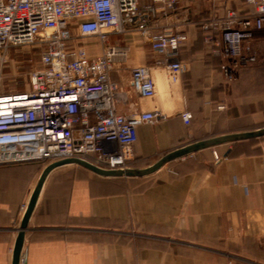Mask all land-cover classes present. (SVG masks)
Returning a JSON list of instances; mask_svg holds the SVG:
<instances>
[{"label":"crops","instance_id":"1","mask_svg":"<svg viewBox=\"0 0 264 264\" xmlns=\"http://www.w3.org/2000/svg\"><path fill=\"white\" fill-rule=\"evenodd\" d=\"M140 3L156 6L146 12L152 33L187 35L180 59L188 69L173 78L137 28L109 35L110 43L130 47L129 59L111 71L128 98L118 111L161 114L138 127L132 167L150 166L199 140L264 127V29L250 40L256 60L229 78L221 34L203 26L222 14L221 2ZM81 44L91 56L104 47L98 37ZM138 65L150 67L155 95L133 89L131 72ZM47 165L0 167V264L13 262L23 217ZM21 257L24 264H264V135L198 150L142 177L103 176L75 163L54 168L29 218Z\"/></svg>","mask_w":264,"mask_h":264},{"label":"built area","instance_id":"2","mask_svg":"<svg viewBox=\"0 0 264 264\" xmlns=\"http://www.w3.org/2000/svg\"><path fill=\"white\" fill-rule=\"evenodd\" d=\"M152 2L177 7L179 0ZM243 2L242 9L228 8L203 24L221 34L222 55L229 59L222 69L229 78L243 63L256 60L250 40L264 29V0ZM155 7L140 0H0V67L2 51L12 45L41 47L40 67L27 89L5 92L0 75V167L67 158L105 169L132 167L138 127L157 122L161 114L118 111L117 104L128 98L111 71L129 59L130 47L110 43L109 35L137 28L150 38L173 78L184 74L188 65L180 59V47L187 35L152 33L146 12ZM89 37L104 42L99 55H89L81 44ZM131 81L140 95L156 94L149 66L133 67ZM191 116L183 113L187 122Z\"/></svg>","mask_w":264,"mask_h":264},{"label":"water","instance_id":"3","mask_svg":"<svg viewBox=\"0 0 264 264\" xmlns=\"http://www.w3.org/2000/svg\"><path fill=\"white\" fill-rule=\"evenodd\" d=\"M264 135V127L257 128V129H252V130H247V131H241V132H235V133H228V134H222V135H217L213 136L207 139L199 140L194 143H190L188 145L179 147L167 154H165L163 157H161L158 161L153 163L150 166L144 167V168H136V167H131L127 168L125 170L122 169H105L98 167L88 161H85L83 159L79 158H67L63 160H58L52 163H49L45 169L43 170L40 179L37 183V186L33 192V195L31 197V200L28 204L27 210L25 212V215L23 217V221L21 224V231L19 232V236L14 248V256H13V262L12 264H20V259L22 255V249H23V244H24V237H25V229L28 226L29 218L32 214V211L34 209V206L36 204L37 198L39 196V193L41 191V188L43 186V183L49 174L51 170L54 168H57L59 166L65 165V164H70V163H75L78 165H81L99 175L103 176H127V177H142V176H147L150 175L157 170H159L161 167H163L165 164L168 162L181 158L185 155H188L190 153L196 152L198 150L207 148V147H212L215 145L223 144V143H230V142H237L241 140H246L254 137H260ZM230 151H227L225 153V156Z\"/></svg>","mask_w":264,"mask_h":264},{"label":"rangeland","instance_id":"4","mask_svg":"<svg viewBox=\"0 0 264 264\" xmlns=\"http://www.w3.org/2000/svg\"><path fill=\"white\" fill-rule=\"evenodd\" d=\"M243 1L226 0L223 2V0H207L209 3L216 2L217 4V2H221L217 7L222 10V14L228 8L242 9L244 6ZM40 52L41 47L38 45H12L2 51L3 61L0 67V75L5 92H19L29 87L32 72L40 67ZM220 158L221 156L219 155ZM42 164L45 165V163Z\"/></svg>","mask_w":264,"mask_h":264}]
</instances>
